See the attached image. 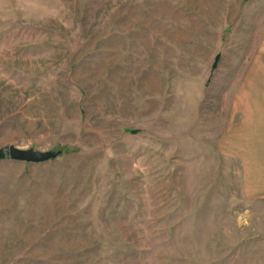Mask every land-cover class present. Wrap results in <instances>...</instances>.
Listing matches in <instances>:
<instances>
[{
  "label": "rangeland",
  "instance_id": "obj_1",
  "mask_svg": "<svg viewBox=\"0 0 264 264\" xmlns=\"http://www.w3.org/2000/svg\"><path fill=\"white\" fill-rule=\"evenodd\" d=\"M9 145L0 264H264V0H0Z\"/></svg>",
  "mask_w": 264,
  "mask_h": 264
},
{
  "label": "water",
  "instance_id": "obj_2",
  "mask_svg": "<svg viewBox=\"0 0 264 264\" xmlns=\"http://www.w3.org/2000/svg\"><path fill=\"white\" fill-rule=\"evenodd\" d=\"M5 151V156L16 161L24 162H45L54 159L61 154L60 149L38 150L34 147L21 148L16 145H9Z\"/></svg>",
  "mask_w": 264,
  "mask_h": 264
},
{
  "label": "trees",
  "instance_id": "obj_3",
  "mask_svg": "<svg viewBox=\"0 0 264 264\" xmlns=\"http://www.w3.org/2000/svg\"><path fill=\"white\" fill-rule=\"evenodd\" d=\"M220 53H217L216 55H215V57H214V61H213V63H212V68H215L216 66H217V64H218V62H219V60H220ZM6 158V156H5V154H4V152H3V150H2V148H0V161L1 160H3V159H5Z\"/></svg>",
  "mask_w": 264,
  "mask_h": 264
},
{
  "label": "crops",
  "instance_id": "obj_4",
  "mask_svg": "<svg viewBox=\"0 0 264 264\" xmlns=\"http://www.w3.org/2000/svg\"><path fill=\"white\" fill-rule=\"evenodd\" d=\"M255 144V143H254ZM258 144V143H257ZM257 148H252V151H255ZM258 151H261L259 148L257 149ZM245 151H251V149L247 150L245 149Z\"/></svg>",
  "mask_w": 264,
  "mask_h": 264
}]
</instances>
